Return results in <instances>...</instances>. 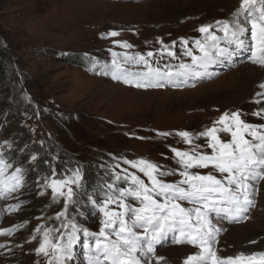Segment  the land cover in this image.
<instances>
[{"label": "rangeland", "instance_id": "obj_1", "mask_svg": "<svg viewBox=\"0 0 264 264\" xmlns=\"http://www.w3.org/2000/svg\"><path fill=\"white\" fill-rule=\"evenodd\" d=\"M226 1L0 0V48L10 54L5 84L0 87V152L10 163L24 166L26 181L20 192L0 199V230L22 225L11 235L0 234V264H44L35 253L39 235L33 240L34 230L38 225L59 227L56 214L64 207L62 199L54 202L51 190L42 187L53 168L62 176L68 169L82 167L86 190L91 192L111 182L117 163L128 167L124 158L178 168L170 149L188 150L191 145L176 133H200L224 112L240 110L246 122L264 123V118L253 115L264 107V101L254 102L264 80L239 101L248 68L256 67L260 78L264 75V67L252 63L247 52L208 66L201 70L205 76L196 75L184 84L176 78L175 84L167 82L164 87L137 88L113 79L110 72L104 74L103 65L111 64L112 52H153L154 66L158 60L162 68L175 69L181 61L191 64V58L183 55L181 39L201 38V25L231 18L239 0H230L233 6ZM112 31L119 35L108 36ZM113 41L132 47L125 49ZM163 46H171L176 58L162 55ZM240 75L245 76L242 87L234 82ZM221 137L230 139L226 134ZM255 188L246 218L219 219L222 230L214 247L222 257L264 251V182ZM21 201L19 211H5ZM68 215H75L92 232L99 230L100 215L87 203L70 206ZM195 251L174 243L169 235L156 246L155 255L164 258L162 264H183ZM75 255L71 264H82L80 244Z\"/></svg>", "mask_w": 264, "mask_h": 264}, {"label": "snow or ice", "instance_id": "obj_2", "mask_svg": "<svg viewBox=\"0 0 264 264\" xmlns=\"http://www.w3.org/2000/svg\"><path fill=\"white\" fill-rule=\"evenodd\" d=\"M198 31L201 38L191 42L181 39L183 55L191 58V64L181 61L175 69L171 65L162 68L158 60L154 66L153 52H112L111 64L103 65L104 74L110 72L113 79L137 88L164 87L167 82L175 84L176 78L200 75L196 69L206 70L222 59L231 61L241 51L250 53L252 63L264 67V0H239L231 18L201 25ZM107 35L119 34L112 31ZM113 43L125 49L132 47L127 42ZM165 52L176 58L171 46H163L162 55ZM128 65L139 70L133 71ZM259 88L254 98L257 104L264 101V83ZM243 115L240 110L224 112L200 133H176L191 145L188 150L170 149L179 165L176 169L145 158H124L127 168L117 163L111 182L89 192L82 167L68 169L62 176L53 168L51 175L43 178L42 187L51 190L54 202L62 199L64 207L56 214L59 227L38 225L34 230L32 239L39 235L35 253L44 258V264H71L76 259L75 246L80 244L82 264H162L164 258L155 255L156 246L171 235L174 243L197 249L183 264H264V251L222 257L214 247L222 230L219 219L246 218L255 185L264 182V123H248ZM253 115L264 118V107ZM221 134L230 139H222ZM201 138L205 145L195 143ZM209 168L212 171H196ZM177 175L180 179L175 181L163 179ZM25 183L24 166L10 163L0 152V199L20 192ZM22 203L9 204L5 211H19ZM82 203L99 213L98 231L83 227L75 215L69 217V207ZM21 226L0 230V234L11 235Z\"/></svg>", "mask_w": 264, "mask_h": 264}, {"label": "bare ground", "instance_id": "obj_3", "mask_svg": "<svg viewBox=\"0 0 264 264\" xmlns=\"http://www.w3.org/2000/svg\"><path fill=\"white\" fill-rule=\"evenodd\" d=\"M225 3H228V5H232L233 6V2L232 1H230V0H227ZM250 35V34H249ZM243 53H245L244 51H242ZM249 55H250V53H248L247 52V54L245 55V56H247L248 58H249ZM235 56H238V55H235ZM243 65V64H242ZM246 65V64H245ZM247 67H249V66H247ZM208 68V67H207ZM201 70H203V69H201ZM260 71L258 70V69H256V67H249L248 68V71H247V73L245 74V76H246V78H247V80L246 81H244L245 83H244V86H243V91L242 92H244V94H243V96L242 97H240L239 98V101H243L244 100V96L246 95V94H248L249 92H250V90H253V86L256 84V83H259V82H262L263 80H264V75H263V77L262 78H260V74H262V73H259ZM239 73V72H238ZM244 74V73H243ZM244 76V77H245ZM259 76V77H258ZM244 77L243 76H236L235 77V80H234V82H235V84H237L238 86H240V87H242L241 86V84L243 83V80H244ZM245 78V79H246ZM257 86V85H256ZM259 87V86H258ZM255 91V90H254ZM253 91V92H254ZM256 93V92H255ZM262 103H263V101H262ZM261 105V104H260ZM239 228V227H238ZM187 248V247H186Z\"/></svg>", "mask_w": 264, "mask_h": 264}, {"label": "trees", "instance_id": "obj_4", "mask_svg": "<svg viewBox=\"0 0 264 264\" xmlns=\"http://www.w3.org/2000/svg\"><path fill=\"white\" fill-rule=\"evenodd\" d=\"M10 61V54L0 48V87L5 84L6 62Z\"/></svg>", "mask_w": 264, "mask_h": 264}]
</instances>
